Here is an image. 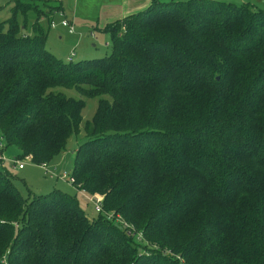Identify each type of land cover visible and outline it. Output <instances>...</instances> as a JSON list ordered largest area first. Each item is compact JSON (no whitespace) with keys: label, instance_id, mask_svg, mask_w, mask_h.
<instances>
[{"label":"trees","instance_id":"16d2710c","mask_svg":"<svg viewBox=\"0 0 264 264\" xmlns=\"http://www.w3.org/2000/svg\"><path fill=\"white\" fill-rule=\"evenodd\" d=\"M53 2L0 22V153L49 164L100 98L70 176L103 213L24 198L1 168L0 264H264V10L154 1L105 29L109 56L74 64L46 48Z\"/></svg>","mask_w":264,"mask_h":264},{"label":"rangeland","instance_id":"374dc122","mask_svg":"<svg viewBox=\"0 0 264 264\" xmlns=\"http://www.w3.org/2000/svg\"><path fill=\"white\" fill-rule=\"evenodd\" d=\"M16 0H0V22L6 21L12 16L13 2ZM25 1H48V0H25ZM56 1V0H52ZM64 6V11L53 16L55 28H50L46 38L47 50L57 59L69 63V58L74 55L73 63L85 60H98L111 54L109 42L110 36L103 32L99 22H104L103 12L107 9L113 10L112 14H122L125 9L132 8L138 0H125L119 4L110 3L108 0H59ZM162 4H169L172 0H150ZM185 1V0H177ZM226 3L237 5H249L258 10H264V0H221ZM53 2V3H54ZM120 13V14H119ZM68 21L75 27V32L69 33L68 28L62 27V22ZM108 22L112 21L106 20ZM44 23V22H43ZM42 23V24H43ZM45 24V23H44ZM103 25V24H101ZM45 26V25H44ZM94 36L95 38H93ZM66 96L74 99H83L76 89L58 88ZM86 106L82 112V126L78 135L73 136L66 146L65 152L49 162V166L54 170L55 175L60 177H50L45 173L40 165L32 163L29 159H23L25 167L23 170L14 168L13 162L17 159L18 151L15 148H8L0 157H4L5 171H8L13 184L19 189L24 198L34 196L44 197L56 191L65 193L76 198L80 203L87 217L91 220L96 217L95 205L87 197L81 194L67 180L61 179L64 174H70L73 169L75 151L78 146L85 141L84 126L91 121L100 98L84 99ZM0 174L2 171L0 170Z\"/></svg>","mask_w":264,"mask_h":264},{"label":"built area","instance_id":"2783aa9c","mask_svg":"<svg viewBox=\"0 0 264 264\" xmlns=\"http://www.w3.org/2000/svg\"><path fill=\"white\" fill-rule=\"evenodd\" d=\"M51 27L52 28H55L56 26L53 24V22H52V24H51ZM62 27H64V28H68L69 29V33H73V32H75V27L72 25V24H70L68 21H63L62 22ZM94 37V36H93ZM74 56V55H73ZM73 56H71V57H73ZM2 145V144H1ZM0 147H3V146H0ZM25 159H29L31 162H32V160H31V158L30 157H26V158H24V160ZM4 161H5V159H4V157H0V168H2V169H4L5 170V167H4ZM4 163V164H3ZM13 165H14V168H16V169H18V170H22V169H24V167H25V162L23 161V159L22 160H20V159H16L15 160V162H13ZM41 166V168L45 171V173L47 174V175H49L50 177H53V178H57V179H60V177H58V176H56L55 175V172H54V170L49 166V164L48 163H43V164H41L40 165ZM61 179H64V180H68L71 184L73 183V181H72V179H71V176H70V174H64L62 177H61ZM81 194L83 195V196H85V197H87L91 202H93L94 203V205H95V213H97V214H101V213H103V208H102V202H103V197L102 196H100V195H94V196H90L88 193H86L85 191H81ZM108 220H111V221H114L115 223H117V224H120V225H122L125 229H127L128 230V234H133V229H131L132 227H130L127 223H125L124 221H122L121 220V218H119V217H115L114 218V216L113 215H109L108 216ZM141 234L139 235V239H141Z\"/></svg>","mask_w":264,"mask_h":264},{"label":"crops","instance_id":"0c3cea01","mask_svg":"<svg viewBox=\"0 0 264 264\" xmlns=\"http://www.w3.org/2000/svg\"><path fill=\"white\" fill-rule=\"evenodd\" d=\"M107 1V0H106ZM110 3H116V4H119L121 1H125V0H108ZM151 3H152V1H150V0H138L136 3H135V5L133 4L132 5V8L130 7L129 9L127 8V9H125L124 11H123V13L122 14H120V15H118V13L116 14V15H113L112 14V12H113V10H108L107 11V9L103 12V16H104V14H105V16H104V18L105 19H102V20H104V22H99L98 24H100V26H101V28H102V31L103 32H106L105 31V29L108 27V26H110V25H112V24H114L115 22H117V21H122L123 19H125V18H127V17H129L130 15H133V14H137V13H140V12H142V11H144V10H146L147 8H149L150 6H151ZM63 5V4H62ZM63 11H64V6H63ZM62 11V12H63ZM112 20V21H110V22H108V21H106V20ZM101 24H103V25H101ZM107 33V32H106ZM109 35V34H108ZM93 37V36H92ZM93 38H95V37H93ZM106 45L108 46L109 45V42L108 43H106ZM74 57V56H73ZM1 169V168H0ZM23 170V169H22Z\"/></svg>","mask_w":264,"mask_h":264}]
</instances>
